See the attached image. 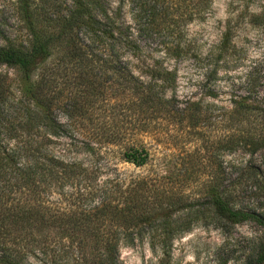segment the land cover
I'll use <instances>...</instances> for the list:
<instances>
[{
    "label": "rangeland",
    "instance_id": "obj_1",
    "mask_svg": "<svg viewBox=\"0 0 264 264\" xmlns=\"http://www.w3.org/2000/svg\"><path fill=\"white\" fill-rule=\"evenodd\" d=\"M27 1L39 19L50 13L63 15L70 3ZM20 2L0 0V48L17 47L27 39ZM99 3L113 25L120 26V37L127 28L130 48L120 58L128 63L133 79L147 82L150 68L173 72L174 82L165 96L173 97L185 112L175 119H156L153 132L132 135L124 118L110 121L103 104L88 120L71 125L55 109L53 115L64 125V136L48 143L31 136L29 148L76 163L88 173L87 178L93 177L91 185L109 182L111 204L118 200L114 191L141 181L150 208L158 197L171 205L167 222L162 216L142 224L132 233L131 244L120 241L119 264H243L253 256L262 229L251 222L219 221L207 206L204 191L218 186L233 209L264 216V146L251 148L249 142L258 135L260 142L264 132V0ZM118 47L115 44L114 50ZM18 88L17 72L0 67V151L4 143L9 150L28 148L24 141L15 140L14 113L26 104ZM106 92L110 97L109 88ZM9 124L15 130L6 132L3 127ZM111 133L113 143L107 140ZM129 146L146 151L145 165L123 162L122 154ZM69 189L64 186L65 191ZM162 222L173 233L164 244L166 255L158 238ZM59 241L57 237L50 245L58 253H50L49 262L28 254L21 264H83L82 256H95L88 247L79 252L66 239Z\"/></svg>",
    "mask_w": 264,
    "mask_h": 264
},
{
    "label": "trees",
    "instance_id": "obj_2",
    "mask_svg": "<svg viewBox=\"0 0 264 264\" xmlns=\"http://www.w3.org/2000/svg\"><path fill=\"white\" fill-rule=\"evenodd\" d=\"M99 4V0H70L63 15L50 13L39 19L27 0L20 2L27 39L23 45L0 48V67L17 72V91L26 102L14 113L15 140L20 144L24 141L29 148L31 136L43 143L64 136V125L53 115L55 109L71 125L88 120L103 104L110 121L124 118L132 135L153 132L156 119H175L185 112L173 97L165 96L172 88L173 72L150 68L147 82L133 79L128 63L120 58L130 48L127 28L120 37V26L113 25ZM115 44L119 45L116 50ZM3 128L15 130L10 124ZM262 134L260 142L259 135L249 141L251 148L264 146ZM109 136L108 142H115L113 133ZM28 148L9 150L4 143L0 151V264H21L28 254L47 263L50 253H58L50 247L57 237L59 243L66 239L79 252L84 247L95 252L90 259L81 254L83 264H119L120 241L130 243L136 228L162 216L167 222L173 212L164 197L153 198L150 208L141 181L114 191L118 200L111 204L109 182L91 185L93 177L87 178L88 173L76 163ZM147 157L144 149L134 146L122 154L123 162L134 167L145 165ZM204 197L219 221L251 222L262 229L253 256L243 264H264V216L233 209L215 185L205 189ZM162 223L158 238L166 255L164 244L173 233L168 223Z\"/></svg>",
    "mask_w": 264,
    "mask_h": 264
}]
</instances>
